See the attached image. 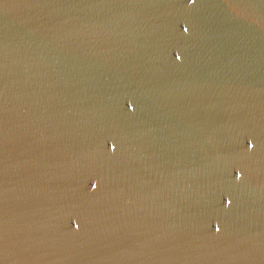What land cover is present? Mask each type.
<instances>
[{
    "label": "water",
    "instance_id": "95a60500",
    "mask_svg": "<svg viewBox=\"0 0 264 264\" xmlns=\"http://www.w3.org/2000/svg\"><path fill=\"white\" fill-rule=\"evenodd\" d=\"M0 264H264V0H0Z\"/></svg>",
    "mask_w": 264,
    "mask_h": 264
},
{
    "label": "snow or ice",
    "instance_id": "6c2138e0",
    "mask_svg": "<svg viewBox=\"0 0 264 264\" xmlns=\"http://www.w3.org/2000/svg\"><path fill=\"white\" fill-rule=\"evenodd\" d=\"M93 188H95V184H93ZM227 203L230 205V204L232 203V201L229 199V200L227 201ZM76 227L78 228L79 225H76ZM216 230H217V231H220L219 227H217Z\"/></svg>",
    "mask_w": 264,
    "mask_h": 264
}]
</instances>
